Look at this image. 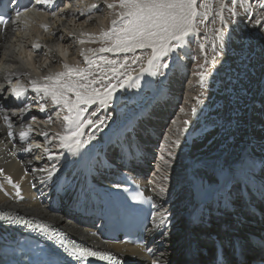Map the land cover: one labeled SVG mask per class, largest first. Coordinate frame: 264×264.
Listing matches in <instances>:
<instances>
[{
	"label": "bare ground",
	"instance_id": "1",
	"mask_svg": "<svg viewBox=\"0 0 264 264\" xmlns=\"http://www.w3.org/2000/svg\"><path fill=\"white\" fill-rule=\"evenodd\" d=\"M246 2L244 15L236 13L235 23L225 14L220 19L225 30L219 43L211 15L208 47L201 41L194 21L193 31L184 37L192 34L194 40L189 42L187 55L180 53L186 60L178 61L169 69L163 83L166 88L160 89L153 103L135 114L129 113L125 122H119L116 115L119 92L113 93L105 105L99 101L82 105L86 109L82 119L96 121L98 127L84 125L79 138L86 143L79 149L73 145L74 152L61 147L60 136L65 135L63 116L67 115L63 105H53L50 97L33 91V87L55 83L42 77L64 71L63 64L83 68L91 73L89 79H99L97 71L106 64L91 58L92 64L85 63L80 51L91 55L93 52L88 50L93 47L86 45L87 39L97 40L101 30L109 28L108 22L115 15L107 7L110 1L54 0L52 5L40 4L41 16L27 12L25 23L18 21L0 28V87H4L3 94L0 91V213L23 216L35 224H51L88 247L129 257L131 264H153L154 261L187 264L189 260L185 257L192 239L185 234L184 220L188 213H195L196 209L211 212L213 206L223 205V190L234 185L239 193L242 180L261 176L259 172L264 169V23L256 24V20L264 19V0ZM93 4L97 7H90ZM81 40L85 42L80 43ZM34 44L39 47L34 48ZM150 54L151 49L148 57ZM197 55L211 58L220 80L216 91L212 88L203 103L200 102L204 95L202 80L190 66ZM148 57L137 60L136 65L133 59L126 62L109 55L105 59L117 61L116 67L121 71L126 63H132L131 68H135L142 62L141 68H149ZM17 81L28 84L22 91L29 95L24 104L30 100L24 112L15 108L16 98L10 92ZM239 92L241 102L230 110L229 103ZM41 105L44 112L39 110ZM148 108L153 111L149 113ZM92 112L96 115L92 116ZM100 120L103 124H99ZM135 127H141L142 136ZM132 132L137 133L133 137H145L140 149L128 137ZM22 134L26 135L22 137ZM145 142L149 145L145 146ZM153 142L160 146L155 153L150 146ZM193 148L199 151L194 153ZM121 154L129 164L127 173L136 166L135 159L138 168L150 161L149 166L158 167L155 176L145 179L135 172L132 176L133 181L144 185L146 195L160 214L151 223L147 254L140 251L142 246L106 243L103 239L105 213L101 201L105 196L98 195L110 188L111 184H105V175L110 173L105 171L114 163V157ZM105 161L109 164L101 168ZM121 175L114 179L121 182ZM79 188L87 190V196L80 197ZM232 192L236 194L232 190L230 197ZM200 197L204 203L197 206L196 201V208L192 207L193 201ZM233 212L237 219L226 223L233 225L235 221L237 234L244 232L248 228L247 219H251L240 204ZM161 215L166 217V223L158 227ZM206 231L200 227L191 229L199 236ZM14 232L7 224L0 223V240L16 239ZM237 237L245 259H250L254 251L241 233ZM196 241L198 245H206L204 241ZM197 256L200 262L203 259L200 252Z\"/></svg>",
	"mask_w": 264,
	"mask_h": 264
},
{
	"label": "snow or ice",
	"instance_id": "2",
	"mask_svg": "<svg viewBox=\"0 0 264 264\" xmlns=\"http://www.w3.org/2000/svg\"><path fill=\"white\" fill-rule=\"evenodd\" d=\"M232 2L235 4L236 0H232ZM8 3L17 4L18 0H8ZM36 3L52 5L54 0H36ZM5 7H7V4H5ZM24 7L27 10V6ZM90 7L95 8L97 6L93 4ZM107 7L109 9L118 8L119 11L115 13L116 18L111 20L110 27L106 31L101 30L99 34L101 42L106 46L98 49H89L88 51L94 54L97 51L134 52L136 49L150 48L151 54L148 57L147 63L149 66H153L154 62L159 61L160 57L181 47L183 38L193 31L194 21L198 15L197 8H207L208 5L206 3L198 4V0H116V2L108 3ZM20 15L21 13L17 11L16 16L19 17ZM7 23L8 20L4 18V14H0V24ZM262 23H264V19L256 20L257 25ZM82 35L90 34L82 33ZM84 42L83 40L80 41V43ZM33 47L37 48L39 45L34 44ZM80 55L84 57L85 63H93L84 50L80 51ZM101 59L104 64L113 66L110 71L117 78L119 88H124L129 84V81L132 82V85H136V80L130 73L119 72L116 67L117 61L105 58ZM136 59L141 58L137 57ZM155 67L159 71L160 68H167L168 65L155 63ZM63 69L64 71L42 77L45 81H55V83L44 84L40 87L34 86L33 91L43 93L44 97H50L53 105H63V109L66 110L67 115L63 116L65 135L60 136L61 147L74 152L73 145H75V149H79L86 143V141H81L79 138L84 125L89 124L93 127H98L96 121L82 119L83 113L86 110L82 105H91L97 101L101 105L107 104L112 99L113 93L117 90V84L109 81L104 88H96L93 85L99 83L103 77L100 79H89L91 73H86L85 69L78 66L63 64ZM148 70L141 68V72ZM152 74L155 75L157 73L153 72ZM73 76L76 79H73ZM120 76L124 78L119 79ZM14 95L19 97L20 93H14ZM27 107L25 105L21 109V112L26 111ZM39 110L44 112V106L41 105ZM91 115L95 116L96 112H92ZM5 119L7 120V117ZM99 124H103V120H100ZM25 135L22 134V137ZM51 175L52 173L50 172L49 176ZM9 183H11L10 178ZM133 199H139V197H133ZM0 219L10 220L11 218L0 214ZM24 223L28 224L29 227L38 229L36 225H32L29 222ZM165 223L166 217L161 215L157 226H163ZM59 244L67 252L68 256L76 261H87L90 257L99 260H109L110 262L113 259L109 255L86 248L69 247L62 240L59 241ZM45 264H60V261L54 255L50 256L45 261ZM153 264H156V262L154 261Z\"/></svg>",
	"mask_w": 264,
	"mask_h": 264
},
{
	"label": "rangeland",
	"instance_id": "3",
	"mask_svg": "<svg viewBox=\"0 0 264 264\" xmlns=\"http://www.w3.org/2000/svg\"><path fill=\"white\" fill-rule=\"evenodd\" d=\"M110 3L116 2V0H109ZM247 0H236L235 4H233L232 0H200V3H206L208 5L207 8L198 7V15L195 18V24L196 27L200 33L201 41L206 44L208 47L209 43L211 42L209 39V18L211 15V18H214V28L216 31L218 43L223 39L221 37V34H224V25L222 20L224 14L226 15V18L231 22L235 23V17L236 13L237 15L245 13V8L247 6ZM114 13L118 12L119 9L115 8ZM210 12H213L210 14ZM205 17H207L205 19ZM116 16L114 15L115 19ZM112 19V20H113ZM110 22H108V26L110 27ZM251 26V25H250ZM249 28L246 27V29ZM230 29V28H229ZM194 40L193 35H189V37L183 38L182 45L180 48H177L175 51L169 52L167 55L162 56L159 58V61L154 62L153 66H149L148 71L139 73L141 70V63L138 64L135 68H131L134 63L136 65L137 57L141 58L140 61H142L146 56L148 57V54L150 53V48L145 49H136L134 52H95L91 55H88L89 58H91L94 61H102L101 58H105V56L109 55L112 56L115 59H123V60H134L132 63H126V66L119 72L120 73H130L132 77L136 80V85H132V82L129 81V84L126 85L124 88H119V85L117 84V78L114 76V74L110 71V69L113 67L112 65L106 64L105 67L101 68L97 71V74L99 75L98 78L100 79L103 77V79H100V82L93 85L94 86H102L108 84L109 81H111L113 84H117V90L114 92V94H118V107L116 108L119 110L118 113H116L119 122H125L126 116L130 114L137 113L143 106H147L148 104L153 103V99L155 96H157L160 93V89L162 87L166 88V85L163 86L165 79L167 77V74L169 72V69L172 67H175L178 61L186 60V57L184 55H187V49L190 48L189 42ZM86 45H92V49H98L102 46H106L104 43L101 42L100 37L97 40L90 41L87 39ZM199 47V46H198ZM185 53L184 55H180V53ZM115 56V57H114ZM194 62L190 64L191 69L193 70L196 77L200 78L201 81V93L204 95L201 96L200 102L203 103L207 95L209 94L210 90L213 88L214 91H216V84L219 83V75L215 67L212 65L211 58L207 56L199 57L198 55L195 56ZM108 60V59H107ZM109 60H112L111 58ZM139 60V59H138ZM103 63V62H101ZM155 63H162L167 64V68H160L159 71H157V68L155 67ZM131 65V66H130ZM141 66V67H140ZM135 71V72H134ZM156 72L157 74L153 75L152 73ZM123 76H120L119 79H123ZM104 84V85H103ZM205 89H204V88ZM207 87V88H206ZM121 91V92H120ZM206 91V92H204ZM211 93V92H210ZM241 96L240 92L237 95V97L232 100L229 103L228 108L230 110H234L236 106L241 102ZM155 100V99H154ZM152 101L151 103H149ZM206 105V104H205ZM204 105V106H205ZM205 108V107H204ZM117 112V111H116ZM123 115V116H122ZM201 134V133H200ZM205 142V140H204ZM204 145V144H203ZM198 147L197 149H199ZM193 148V152L196 153L199 150ZM185 158H189L188 156H185Z\"/></svg>",
	"mask_w": 264,
	"mask_h": 264
},
{
	"label": "water",
	"instance_id": "4",
	"mask_svg": "<svg viewBox=\"0 0 264 264\" xmlns=\"http://www.w3.org/2000/svg\"><path fill=\"white\" fill-rule=\"evenodd\" d=\"M131 261H129V263H130ZM131 264V263H130Z\"/></svg>",
	"mask_w": 264,
	"mask_h": 264
}]
</instances>
